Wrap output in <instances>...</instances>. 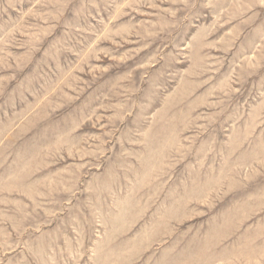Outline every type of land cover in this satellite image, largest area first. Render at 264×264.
Here are the masks:
<instances>
[{
    "label": "rangeland",
    "instance_id": "rangeland-1",
    "mask_svg": "<svg viewBox=\"0 0 264 264\" xmlns=\"http://www.w3.org/2000/svg\"><path fill=\"white\" fill-rule=\"evenodd\" d=\"M0 264H264V0H0Z\"/></svg>",
    "mask_w": 264,
    "mask_h": 264
}]
</instances>
